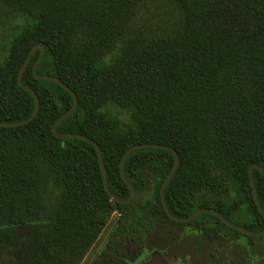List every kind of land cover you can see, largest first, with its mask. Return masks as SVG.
<instances>
[{"label":"trees","instance_id":"1","mask_svg":"<svg viewBox=\"0 0 264 264\" xmlns=\"http://www.w3.org/2000/svg\"><path fill=\"white\" fill-rule=\"evenodd\" d=\"M36 43L35 72L77 100L55 130L97 143L115 197L130 194L122 153L163 144L178 155L163 188L173 216L210 208L264 228L247 177L252 163L264 171V0H0V122L33 111L16 75ZM38 52L20 80L36 115L0 126V264H82L110 220L86 264H264V234L207 212L165 214L166 149L131 150L123 174L134 197L112 201L93 146L50 130L73 101L33 76ZM251 177L264 213V177Z\"/></svg>","mask_w":264,"mask_h":264},{"label":"water","instance_id":"2","mask_svg":"<svg viewBox=\"0 0 264 264\" xmlns=\"http://www.w3.org/2000/svg\"><path fill=\"white\" fill-rule=\"evenodd\" d=\"M37 48L39 50L38 52V55L36 57V59L34 60L33 64H32V67H31V71H32V74L35 78H39V79H46V80H51L55 83H57L58 85H60L62 88H64L72 97V105L70 106V108H68L65 112H63L61 115H59L51 124L50 126V130L52 132V134L56 137H73V138H78V139H81V140H84L88 143H90L94 150H95V153H96V158H97V162H98V166H99V169H100V174H101V180H102V185H103V188H104V191L106 192V194L110 197V199L112 201H115V202H118V203H128L133 197H134V188L132 187V185L126 180V178L124 177V174H123V161L126 157V155L133 149L135 148H140V147H155V148H162V149H166L168 151H170L173 155V161H172V164L170 166V169L168 171V173L166 174L165 178L163 179L160 187H159V198H160V203H161V206H162V209L163 211L165 212V214L173 221H176V222H186V221H189L190 219H192L195 215L199 214V213H211L213 214L214 216H216L222 223H224L226 226H228L229 228L231 229H234V230H237V231H240L246 235H249V236H254V237H257V236H261L264 234V228L261 230V231H258V232H250L248 230H246L245 228L239 226V225H235V224H232L231 222H229L228 220H226L224 217H222L216 210L214 209H210V208H197L193 211H191L187 216H184V217H176V216H173L167 209L166 205H165V202H164V199H163V188L165 186V184L167 183V181L170 179V177L172 176L176 166H177V163H178V155L177 153L175 152L174 149H172L171 147L167 146V145H163V144H158V143H141V144H134V145H131L130 147H128L121 155L120 157V160H119V165H118V169H119V175H120V178L122 179V181L125 183V185L128 187L129 189V197L127 199H119L117 197H115L107 188L106 186V181H105V169H104V165H103V162H102V159H101V156H100V151H99V147L97 145V143L95 141H93L92 139L88 138L87 136L85 135H82L80 133H73V132H68V133H60V132H57L55 130V126L56 124L61 121L63 118H65L66 116H68L69 114H71L76 105H77V100H76V97L74 95V93L72 92V90H70L64 83H62L60 80H58L57 78L53 77V76H50V75H42V74H37L35 72V69H36V66L38 64V62L40 61L42 55H43V47L40 43H36V44H33L30 49L28 50L24 60L22 61V64L20 65L19 69H18V72H17V75H16V83L17 85H19L21 88L25 89L27 92H29L32 96H33V99H34V108H33V111L31 113V115L29 117H27L26 119H23V120H20V121H16V122H0V126L2 127H9V126H15V125H20V124H24L28 121H30L37 113V110H38V105H39V102H38V97L36 95V93L29 87H26L24 85L21 84V75L26 67V64L28 62V59L31 55V53L33 52V50ZM254 168L256 169L263 177H264V171L256 164V163H252L248 166L247 168V177H248V183H249V186H250V191H251V195H252V199H253V202L255 204V207L257 209V211L259 212V214L261 215L263 221H264V213L262 211V209L260 208L259 206V203H258V200H257V194H256V189H255V186L252 182V177H251V169ZM109 226V223H107L105 229H103V231L100 233L99 237L97 238V240L95 241V243L92 245V247L90 248L89 252L87 253L86 257L84 258L83 260V263L82 264H86L87 260L90 258V256L92 255V253L94 252V250L96 249V247L98 246L99 242L104 238L105 236V233L107 231V228Z\"/></svg>","mask_w":264,"mask_h":264},{"label":"rangeland","instance_id":"3","mask_svg":"<svg viewBox=\"0 0 264 264\" xmlns=\"http://www.w3.org/2000/svg\"><path fill=\"white\" fill-rule=\"evenodd\" d=\"M108 223H109V226H108V228H107V231H108V229L110 228V226H111V224H112V221L110 220ZM105 227H106V226H105ZM105 227H104V229H105ZM107 231H106V232H107ZM101 241H102V240H101ZM101 241H100V242H101ZM100 242H99V244H100ZM99 244H98V246H99ZM98 246H97V247H98ZM97 247H96V248H97Z\"/></svg>","mask_w":264,"mask_h":264}]
</instances>
